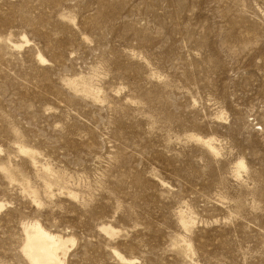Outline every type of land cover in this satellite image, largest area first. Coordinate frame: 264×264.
<instances>
[{
  "label": "rangeland",
  "instance_id": "1",
  "mask_svg": "<svg viewBox=\"0 0 264 264\" xmlns=\"http://www.w3.org/2000/svg\"><path fill=\"white\" fill-rule=\"evenodd\" d=\"M31 224L64 264H264V0H0V264Z\"/></svg>",
  "mask_w": 264,
  "mask_h": 264
},
{
  "label": "bare ground",
  "instance_id": "2",
  "mask_svg": "<svg viewBox=\"0 0 264 264\" xmlns=\"http://www.w3.org/2000/svg\"><path fill=\"white\" fill-rule=\"evenodd\" d=\"M202 142L211 152L216 153L209 141ZM184 228L190 225V221H182ZM25 243L22 252L29 264H64L67 252V244H73L69 238L57 234H51L42 229L39 224H31L24 227Z\"/></svg>",
  "mask_w": 264,
  "mask_h": 264
}]
</instances>
